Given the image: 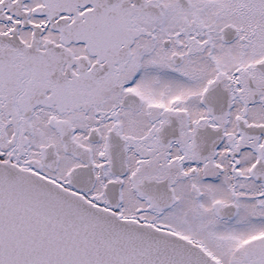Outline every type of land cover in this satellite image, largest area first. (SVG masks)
Masks as SVG:
<instances>
[{"label":"snow or ice","instance_id":"snow-or-ice-1","mask_svg":"<svg viewBox=\"0 0 264 264\" xmlns=\"http://www.w3.org/2000/svg\"><path fill=\"white\" fill-rule=\"evenodd\" d=\"M0 264H264V0H0Z\"/></svg>","mask_w":264,"mask_h":264}]
</instances>
